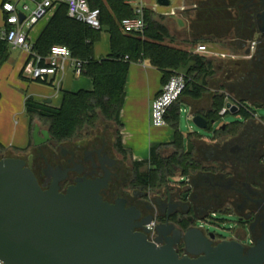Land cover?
I'll list each match as a JSON object with an SVG mask.
<instances>
[{
	"label": "flooded vegetation",
	"instance_id": "obj_1",
	"mask_svg": "<svg viewBox=\"0 0 264 264\" xmlns=\"http://www.w3.org/2000/svg\"><path fill=\"white\" fill-rule=\"evenodd\" d=\"M219 1L228 6L226 13L231 17L244 15L252 23L248 32L238 27L233 29L234 36L222 34L233 55L221 76L224 84L219 87H225L218 93L242 107L243 122L214 130L218 119L209 114L215 110L210 102L204 111L207 131L214 130L213 137H204V143L198 144L188 138L194 149L191 155L186 154V144L183 153L171 145L161 147L157 164L140 168V185L130 157L116 150L117 130L108 125L104 131L90 130L62 142L53 138L48 123L37 124L30 149L11 157L26 162L44 191L57 187L60 194H66L78 180H103L109 174V185L101 192L103 200L109 204L125 200L126 208L139 213L135 231L146 234L159 247H172L181 258H198L186 246L190 232H197L213 247L224 241L240 242L246 254L264 238V122L258 120L255 110L264 106V0ZM240 55L244 60H231ZM193 111L202 112L196 106ZM36 126L41 131L39 141H43L39 146L33 140ZM218 213L236 219L229 239L205 227ZM148 221L153 229L145 233L143 224Z\"/></svg>",
	"mask_w": 264,
	"mask_h": 264
},
{
	"label": "trees",
	"instance_id": "obj_2",
	"mask_svg": "<svg viewBox=\"0 0 264 264\" xmlns=\"http://www.w3.org/2000/svg\"><path fill=\"white\" fill-rule=\"evenodd\" d=\"M2 1L4 3L9 0ZM135 1L137 0H88L91 9L100 11L102 26L100 30H94L72 19L68 15V7L64 4L53 10L33 44V51L41 59L40 65L43 66L53 47H67L75 59L83 62V76L93 82V90L64 92L59 109L28 98L25 112L30 121L31 133L34 120L38 118L41 122L48 123L53 138L62 142L96 129L99 115L102 116L105 121L117 126L116 150L123 156L130 157L135 167L137 185H140V168L146 164H157L161 146H154L151 149L150 159L140 162L133 161L130 152L123 148L121 134L123 125L120 118L127 98V77L131 65L149 63L163 74V86L173 76L184 75L187 79V87L181 98L188 96L200 100L209 91V80L215 74V64L210 58L195 54L193 49L197 45L220 42L225 39L222 38L223 33L233 35V29L238 27L248 32L252 29V23L244 15L231 17L226 13L229 10L228 6L219 0H185L189 9L183 11L181 15L186 20L188 28L183 32V38L179 43L190 49H183L175 47L178 36L174 34L171 20L147 9H145L144 32L125 33L121 24L123 20L134 17L136 7L133 6V2ZM103 32L111 37V55L97 59L95 44L100 41ZM10 49L8 43L0 40V67L8 60ZM35 82L53 84L41 80ZM225 97L224 94H216L213 99L215 110L209 114L216 119L220 117L219 114L225 106ZM181 98L171 108L166 120L175 131V141L171 146L183 153L184 138L179 131ZM199 114L206 117L205 111ZM31 144L30 142L25 150H12L16 153H25L30 149ZM8 151L0 143L1 159L11 157Z\"/></svg>",
	"mask_w": 264,
	"mask_h": 264
},
{
	"label": "water",
	"instance_id": "obj_3",
	"mask_svg": "<svg viewBox=\"0 0 264 264\" xmlns=\"http://www.w3.org/2000/svg\"><path fill=\"white\" fill-rule=\"evenodd\" d=\"M157 2L171 5L170 0ZM261 21L264 34V14ZM233 102L225 97L230 113L240 116ZM191 119L198 130L207 131V117L191 113ZM40 133L36 126L34 146L43 143ZM193 150L188 142L186 154ZM109 182L107 174L103 180H78L66 194L57 187L44 191L24 160L0 158V260L5 264H264V238L245 254L240 242L224 241L213 247L190 232L186 246L198 258H181L172 247L149 242L146 234L135 231L139 213L134 208H126L123 199L115 204L103 200L101 192ZM150 224H143L145 233Z\"/></svg>",
	"mask_w": 264,
	"mask_h": 264
},
{
	"label": "crops",
	"instance_id": "obj_4",
	"mask_svg": "<svg viewBox=\"0 0 264 264\" xmlns=\"http://www.w3.org/2000/svg\"><path fill=\"white\" fill-rule=\"evenodd\" d=\"M153 1L154 0H137L133 2V6H143L145 9L149 7V9H151L150 11L156 15L164 16L167 20L170 19L173 24L174 34H177L179 38L182 37L183 32L188 28L186 20L181 15L183 11L189 9L187 7L186 1L177 0L174 10H162L158 7L159 4H153L152 6L149 5L154 3ZM2 5L3 1L0 0V30H3L6 27L5 14L3 13ZM23 5L29 6L30 10L35 9V4L27 0L22 1L18 5V8ZM32 6L34 7L33 9ZM52 13L53 10L51 11L50 15ZM50 15L47 18L42 19L30 33L29 41L32 44L36 42ZM175 19L180 20L183 23L179 25ZM110 55L111 37L108 33L103 32L101 33L100 41L95 44V56L97 59H103ZM30 58V54L22 49H10L8 60L0 67V91L5 87H9L13 93L18 89H25L28 87L27 85L29 84V81L32 82V80L24 73V69L30 62ZM73 71L74 70L72 66L69 65L67 66L65 72L59 73L55 78L50 79L49 82H52L53 84L48 85L50 86L48 89L51 92L48 95H41L39 98H42L43 101L38 100V103L46 104L52 108L59 109L63 102L64 92L77 93L81 90H84L80 89L79 91L74 92L73 90H76L79 88V86H76L77 84H74L73 82H71L70 86L66 89V83L70 77H73L74 79L86 78L83 75L80 77L75 76ZM86 79L89 81L88 85H90V89H88V91L93 90V82L88 78ZM162 79L163 74L156 68L150 66L147 62L132 64L128 73L126 87L127 98L120 118L123 125L121 134L123 148L130 152L131 157L135 162L149 160L151 156V149L154 146L160 145L162 148L169 147V145H172L175 141V131L171 126L168 125L164 128H155L152 125L151 106L154 99L160 94L163 88ZM217 83L220 84L218 86L216 85L215 87V84ZM210 84H213L214 87L211 88ZM221 84H224L222 77H219L215 73L214 76L209 80L208 93H206L200 100H194L191 97L183 96L180 100V109L181 103L186 102L190 106L191 113L195 114L193 111L195 106L199 107L201 111H204V108H206L210 102H213L215 95L219 94L218 90H222L225 87H219ZM82 85H84V83ZM206 97H209V99H206ZM26 100L27 98L24 100L25 114ZM54 100H56L57 104L54 102ZM49 101L51 102L50 104L48 103ZM19 112H21V110L16 109L13 111V115L15 116ZM4 117L5 113H3L2 109L0 108V120H3ZM258 120L264 122V118L259 116ZM179 131L181 133L180 125ZM10 136L6 138L4 135V129L0 127V143L9 151H13L12 149L25 150L29 147L31 138L26 137L25 139L24 137H18L16 130L14 131V134L11 138ZM188 138L196 141L197 144L202 142L204 143L205 141L204 136L200 135L198 132H191V134L188 135ZM188 138L184 140V144H186ZM20 154L21 153L15 152L13 155L16 156Z\"/></svg>",
	"mask_w": 264,
	"mask_h": 264
},
{
	"label": "built area",
	"instance_id": "obj_5",
	"mask_svg": "<svg viewBox=\"0 0 264 264\" xmlns=\"http://www.w3.org/2000/svg\"><path fill=\"white\" fill-rule=\"evenodd\" d=\"M24 0H9L3 3L2 10L5 14L6 27L0 30V40L8 43L12 50L22 49L30 54V62L24 69V73L32 81H46L55 78L59 73L65 72L67 66H72L75 76L80 77L84 73V64L82 61L73 57L72 52L63 46L52 48L50 55L45 59V65L41 66V59L34 53L33 44L29 41V35L37 24L44 18H47L51 11L64 4L68 7V15L77 22L83 23L94 30L101 29L100 11L91 9L88 0H27L35 4V9L30 10L29 6L18 5ZM27 12H31L27 15ZM20 15L25 19L21 21ZM122 29L127 34L143 33L146 29L145 8L138 6L135 8L134 17L123 20ZM193 52L209 57H217V54L209 50L207 45H197ZM187 87V79L182 74L173 76L167 82L160 94L154 99L151 106V117L153 125L157 128L168 126L167 115L171 108L179 101ZM238 106L239 110L242 107ZM230 113V109L224 106L220 116ZM257 117V115H256ZM148 230L153 229V224L147 226ZM0 264H5L0 260Z\"/></svg>",
	"mask_w": 264,
	"mask_h": 264
},
{
	"label": "rangeland",
	"instance_id": "obj_6",
	"mask_svg": "<svg viewBox=\"0 0 264 264\" xmlns=\"http://www.w3.org/2000/svg\"><path fill=\"white\" fill-rule=\"evenodd\" d=\"M171 1V5L169 7H162L160 5H158L157 0H154L152 4L149 5H158L159 8H161L162 10H174L175 9V4L177 2V0H170ZM34 7L32 6V9ZM148 10L149 7H147ZM31 12H27V15H30ZM176 22H178L179 25H181L183 22H181L180 20L175 19ZM177 28V27H176ZM179 34V33H178ZM183 38L182 37H178V43H175V47H180V48H185V46L181 45L179 43V40ZM227 43V41L223 40L220 42H216V43H206L204 45L209 46V50L215 54H217V57H209L215 64V73L220 77L223 76V74L225 73L226 68H228V66L231 65V61H228V59H230V55L231 50L228 49V47L225 45ZM203 45V44H202ZM185 49H190V47H186ZM233 55V54H232ZM239 59H243L244 60V56L240 55L237 58L234 57L231 60H239ZM223 67L221 70L219 67ZM73 82L74 84L76 83V86H79V88H77L76 90H73L74 92L79 91L80 89H84V90H88L90 89V85L89 81L86 78H80V79H74L73 77H70L67 80L66 83V89L70 86V83ZM84 83V85H82ZM212 83V82H211ZM220 83L215 84L218 86ZM46 84L43 83H37L35 81L30 82L27 85V88H23V89H18L17 91H14L12 93V91L10 90L9 87H5L3 90L0 91L1 93V100H0V108L2 109L3 113H5V117L3 120H0V127H2L4 129V135L5 137H9L10 138L13 136L14 131L16 130V132L18 133V137H24L26 139L27 138H31V127H30V121L27 119L26 114L24 113V100L27 98H33L36 102H38V100H42V98H39L41 95H48L50 94L51 91H49L48 88H50V86H45ZM211 88L214 87L213 84H210ZM83 87V88H80ZM7 88V89H6ZM51 99V98H49ZM206 99H209V97H206ZM43 101V100H42ZM54 102L57 104L56 100H54ZM21 110V112H19L17 115H13V111L14 110ZM190 106L188 105V103L183 102L181 103V113H180V130L181 133L183 134V138L184 140H186L188 138V135L191 134V132H195V133H199L200 135H203L204 137H208V138H212L214 135V130H217L221 125H232V124H236L239 122H243V118L239 115H233L231 113L222 116L220 118H218V121L216 123L215 129L213 131H200L198 130L193 122L192 119L190 117ZM257 114L259 117L264 118V106L260 107L257 110ZM152 120V117H151ZM43 122H41L38 118H35L34 120V125H41ZM110 126V127H114L115 130H117V126L114 125L111 122H107L104 120V118L102 116L99 115V119L97 122V128L96 130H101L104 131L106 126ZM152 125H153V121H152ZM154 126V125H153ZM155 127V126H154ZM157 128V127H155ZM164 128V127H163ZM86 133V132H84ZM117 138V135L116 137ZM188 143V141L186 142V144ZM164 148H168V147H164ZM9 155H13L15 154V152L13 151H8ZM1 156V154H0ZM157 174H154V183L157 180ZM155 185V184H154ZM205 227L207 230H209L210 232H215L218 235H221L227 239H229L232 235L233 230L236 228V219L233 217H229L226 214H221L218 213L215 216H211L207 222L205 223Z\"/></svg>",
	"mask_w": 264,
	"mask_h": 264
}]
</instances>
